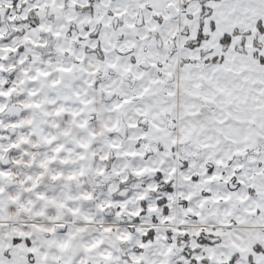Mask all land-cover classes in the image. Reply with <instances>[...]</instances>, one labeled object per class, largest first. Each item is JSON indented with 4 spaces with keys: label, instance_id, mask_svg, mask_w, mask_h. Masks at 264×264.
<instances>
[{
    "label": "snow or ice",
    "instance_id": "6c2138e0",
    "mask_svg": "<svg viewBox=\"0 0 264 264\" xmlns=\"http://www.w3.org/2000/svg\"><path fill=\"white\" fill-rule=\"evenodd\" d=\"M0 264H264V0H0Z\"/></svg>",
    "mask_w": 264,
    "mask_h": 264
}]
</instances>
